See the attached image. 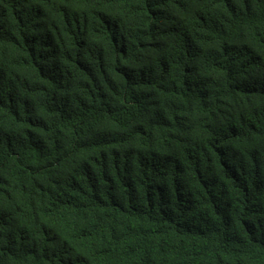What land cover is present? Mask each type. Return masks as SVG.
I'll return each instance as SVG.
<instances>
[{
    "label": "trees",
    "instance_id": "1",
    "mask_svg": "<svg viewBox=\"0 0 264 264\" xmlns=\"http://www.w3.org/2000/svg\"><path fill=\"white\" fill-rule=\"evenodd\" d=\"M0 264H264V0H0Z\"/></svg>",
    "mask_w": 264,
    "mask_h": 264
}]
</instances>
